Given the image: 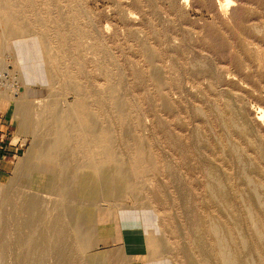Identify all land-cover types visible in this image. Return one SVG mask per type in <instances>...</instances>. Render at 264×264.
Returning a JSON list of instances; mask_svg holds the SVG:
<instances>
[{
    "label": "rangeland",
    "instance_id": "rangeland-1",
    "mask_svg": "<svg viewBox=\"0 0 264 264\" xmlns=\"http://www.w3.org/2000/svg\"><path fill=\"white\" fill-rule=\"evenodd\" d=\"M0 74V264H264V0H0Z\"/></svg>",
    "mask_w": 264,
    "mask_h": 264
},
{
    "label": "bare ground",
    "instance_id": "bare-ground-1",
    "mask_svg": "<svg viewBox=\"0 0 264 264\" xmlns=\"http://www.w3.org/2000/svg\"><path fill=\"white\" fill-rule=\"evenodd\" d=\"M2 24V23H1ZM6 25V24H4ZM18 53V52H17ZM23 67V66H22ZM25 69V66L23 67ZM26 101V100H25ZM23 102V101H22ZM17 112L18 115H20V117L23 119V121H26L28 118V110H27V106L26 104L24 105H18L17 107ZM117 110V109H116ZM115 110V111H116ZM64 119V118H63ZM62 120V119H61ZM69 123V122H68ZM38 131V130H37ZM36 133V132H35ZM40 136V135H39ZM37 139V138H35ZM34 139V141H35ZM33 143V141H32ZM144 148V147H143ZM142 148V149H143ZM145 151V149H144ZM147 159V158H146ZM33 167L36 170L35 172V176L33 179V182L35 184V189L38 190L40 188V181L42 176L44 177L45 174H48V170L50 167V164L47 163L45 158H37L34 160L33 162ZM83 189L86 190L87 193L91 194V193H95V189H96V181H95V176L93 175V173H86L85 174V178L83 180ZM252 190V189H251ZM8 194V193H7ZM76 198V197H75ZM29 209L27 211V215L29 218H33L37 213H38V200L36 199L35 195H32L30 197V202H29ZM65 206V205H64ZM71 206V205H70ZM73 212V211H72ZM69 214V213H68ZM68 218V217H67ZM53 227L51 229V233L56 236L57 238L61 239L64 235V230L63 228H61V213L58 209L54 210V214H53ZM121 225L119 224V226H115V228L117 227L118 233H115V235L117 237L120 238H115L113 237V241L116 240H120V245L118 246V248L113 249L110 253L113 255V263L112 264H121V262H123V257H128L132 254H134L135 251H137V242L136 239L134 237V233H133V229L131 228V224L128 223L127 219L124 218L121 220ZM256 226V225H255ZM115 230V229H114ZM218 232V231H217ZM216 233V232H215ZM132 238H129V237ZM217 236V234H215V237ZM66 240V239H65ZM217 240V238L215 239ZM156 241V240H155ZM64 244V243H63ZM226 244V243H225ZM226 247V246H225ZM38 248V247H37ZM220 249V246H219ZM135 250V251H134ZM220 251V250H219ZM224 251V250H223ZM37 252V251H36ZM186 253V252H185ZM222 253V252H221ZM60 254V253H59ZM184 254V253H183ZM186 255V254H184ZM222 255V254H221ZM223 257V256H222ZM188 258V257H187ZM190 259V258H189ZM40 260L41 257L36 255L33 257L32 259V263L31 264H40ZM222 260V259H221ZM192 261V260H191ZM242 262V261H240ZM67 264V263H66Z\"/></svg>",
    "mask_w": 264,
    "mask_h": 264
},
{
    "label": "crops",
    "instance_id": "crops-1",
    "mask_svg": "<svg viewBox=\"0 0 264 264\" xmlns=\"http://www.w3.org/2000/svg\"><path fill=\"white\" fill-rule=\"evenodd\" d=\"M6 129H7L6 113L4 111L0 110V131L5 132ZM2 135L3 134L1 133L0 136H2ZM0 141H1V138H0ZM6 148L10 151L11 147L8 145H6V146L4 145V147L1 148V146H0V157H5L6 152H9ZM11 150H12V148H11Z\"/></svg>",
    "mask_w": 264,
    "mask_h": 264
},
{
    "label": "built area",
    "instance_id": "built-area-1",
    "mask_svg": "<svg viewBox=\"0 0 264 264\" xmlns=\"http://www.w3.org/2000/svg\"><path fill=\"white\" fill-rule=\"evenodd\" d=\"M0 76H2V75L0 74Z\"/></svg>",
    "mask_w": 264,
    "mask_h": 264
}]
</instances>
